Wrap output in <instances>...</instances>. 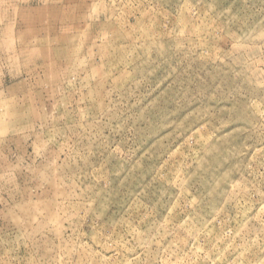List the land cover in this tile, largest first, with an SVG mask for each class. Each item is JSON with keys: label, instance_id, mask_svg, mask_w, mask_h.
I'll return each mask as SVG.
<instances>
[{"label": "rangeland", "instance_id": "obj_1", "mask_svg": "<svg viewBox=\"0 0 264 264\" xmlns=\"http://www.w3.org/2000/svg\"><path fill=\"white\" fill-rule=\"evenodd\" d=\"M0 264H264V0H0Z\"/></svg>", "mask_w": 264, "mask_h": 264}]
</instances>
